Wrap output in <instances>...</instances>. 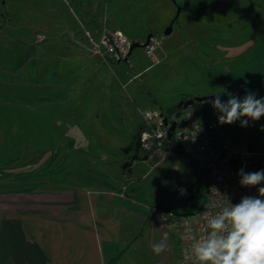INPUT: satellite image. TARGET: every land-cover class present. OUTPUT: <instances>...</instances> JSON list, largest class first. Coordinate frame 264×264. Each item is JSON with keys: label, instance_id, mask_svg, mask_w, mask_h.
I'll list each match as a JSON object with an SVG mask.
<instances>
[{"label": "rangeland", "instance_id": "1", "mask_svg": "<svg viewBox=\"0 0 264 264\" xmlns=\"http://www.w3.org/2000/svg\"><path fill=\"white\" fill-rule=\"evenodd\" d=\"M219 1L177 0L185 9L181 24H215L219 7H212ZM235 2L239 21L247 17L248 6L254 23L238 25L242 31L233 68L238 78L220 84L213 67L198 59L197 51L190 53L194 47L209 51V43L191 42L174 58L162 55L163 45L153 59L137 48L128 63L120 64L86 51L83 27L95 36L106 27L145 42L169 25L163 24L167 15L172 20L177 14L172 0H0V191L56 187L59 192L65 184L106 189L136 206L165 202L170 207L171 197L192 206L194 197L180 196L178 188L191 189L204 177L186 149L193 163L174 151L165 155L166 147L134 168L130 158L138 135L151 131L145 111L165 117L182 100L219 93L225 102L229 94L264 97V0ZM209 101L203 103L204 118L186 110L218 123L219 113ZM262 126L264 116L246 127L240 121L218 123L215 135L219 144L231 140L235 152H259ZM147 153L141 148L142 156ZM154 210L149 223L138 227H144L142 235L133 242L125 236L115 259L120 257L109 264H180L179 240L163 225L162 211ZM165 233L169 248L156 255L151 246Z\"/></svg>", "mask_w": 264, "mask_h": 264}, {"label": "crops", "instance_id": "2", "mask_svg": "<svg viewBox=\"0 0 264 264\" xmlns=\"http://www.w3.org/2000/svg\"><path fill=\"white\" fill-rule=\"evenodd\" d=\"M235 3V0L215 2L212 8L219 7V19L212 25L181 24L179 19L185 11L182 7L171 35L163 37L162 55L174 58L191 42L209 43V51L201 53L194 47L190 53L196 56L197 51L198 59L213 67V76L220 84L237 79L239 72L233 68L237 65L235 54L242 31L239 26L252 25L254 14L246 6L247 17L239 21L236 16L239 7ZM173 19L167 15L163 24L170 25ZM163 31L161 28L154 34L161 35ZM255 59L257 62L258 57ZM256 62L252 68L257 66ZM139 162L144 161L132 162L131 168ZM60 188L59 192L56 187L0 191V264H108L120 252L121 244L127 240L124 237L129 235L132 242L137 240L144 231V227L138 231L139 225L142 222L147 225L152 215H156L149 205L136 206L133 200H124L106 189L97 191L65 184Z\"/></svg>", "mask_w": 264, "mask_h": 264}, {"label": "built area", "instance_id": "3", "mask_svg": "<svg viewBox=\"0 0 264 264\" xmlns=\"http://www.w3.org/2000/svg\"><path fill=\"white\" fill-rule=\"evenodd\" d=\"M163 39L161 36H155L144 48L149 58L155 57ZM83 41L86 51L91 56L104 60L109 58L114 61L127 58L134 42L123 32L109 30L106 27L97 36L90 29L83 27ZM143 115L151 131L140 135L142 149L147 152L161 150L162 142L168 138V129L163 123L164 117L153 111H145ZM217 130V122L195 118L193 112L185 110L179 118L173 137L175 145L183 147L193 155L208 183L206 191L208 201L199 213L180 216L161 212L163 225L167 228L169 225H174L171 229L179 240L180 264H194L188 250L195 238H200L206 233V222L202 218V213L217 214L221 211L226 198L236 204L244 196H259L258 188L264 187V184L242 187L238 175L241 168L245 172L264 170V142L259 152L249 148L235 152L231 146V140H225L222 144L218 143L215 135ZM159 145L160 147L157 148ZM172 152L173 150L169 148L165 155ZM178 191L182 197H192L197 195L199 187L193 186L188 189L182 186L178 188Z\"/></svg>", "mask_w": 264, "mask_h": 264}, {"label": "clouds", "instance_id": "4", "mask_svg": "<svg viewBox=\"0 0 264 264\" xmlns=\"http://www.w3.org/2000/svg\"><path fill=\"white\" fill-rule=\"evenodd\" d=\"M213 96L209 103L219 113L217 120L221 125L240 121L241 127H246L249 121L264 116V97L257 99L253 92H246L243 99L229 94L226 102L221 93ZM238 175L242 187L264 184V170L245 172L241 168ZM258 192L259 196H244L236 204L226 198L217 214L202 213L206 233L195 238L188 250L194 264H264V187H259ZM167 238L165 233L151 246L154 254L169 248Z\"/></svg>", "mask_w": 264, "mask_h": 264}, {"label": "water", "instance_id": "5", "mask_svg": "<svg viewBox=\"0 0 264 264\" xmlns=\"http://www.w3.org/2000/svg\"><path fill=\"white\" fill-rule=\"evenodd\" d=\"M172 2L177 7V14H176L175 18L173 19V21L171 22V24L164 29V31H163V33L161 35H156L154 33H151V34H149L147 36L145 42H143V43L138 42V41L133 42L128 57L125 58L124 60L118 61V64H120L122 62L128 63L130 57L133 54V52L137 48H145L146 46H148L150 41H151V39L154 38L155 36L166 37V36H170L171 35L172 30H173V25H174L175 21L179 18L180 14L184 10L182 7H180L178 5L177 0H172ZM212 99H214L213 95L212 96H208V97H199V98H195V99L182 100L177 106V110L178 111L173 116H171L170 118L169 117H164L163 123H164V126L168 129V140H172L173 139L175 131H176V128H177V125H178L179 118H180V116L184 113V111L187 108H189V107H191V106H193V105H195L197 103H204L205 101L212 100ZM159 147H160V145L157 146V148H159ZM141 148H142V142H141V137L139 135L138 139H137V143L135 145V155L131 158L132 162L137 161L139 159L142 160V161L149 160L152 152H149L145 156H142ZM156 209L159 210V211H166L167 208H166L165 202H160L159 204H157L156 205ZM183 216H186V215H183Z\"/></svg>", "mask_w": 264, "mask_h": 264}, {"label": "trees", "instance_id": "6", "mask_svg": "<svg viewBox=\"0 0 264 264\" xmlns=\"http://www.w3.org/2000/svg\"><path fill=\"white\" fill-rule=\"evenodd\" d=\"M175 22H177V20ZM134 42H136V41H134ZM114 63H118V61H114ZM191 108L194 110L195 114L200 116L201 118H204V116H207V114H208L207 110L203 106V103H197V104H195V105H193V106H191V107H189L187 109H191ZM177 111H176V107H174L172 109H169L167 111V113H166L167 116L165 115V117H169L170 118ZM164 147H166L168 149L169 148L172 149L174 152L179 154L185 160L190 161V158L187 155V153L185 152V150H183V147L175 145L174 139H172V140H168V139L164 140L162 142V144H161V148H164ZM131 158H130V164L132 163L131 162ZM190 162L193 163L192 161H190ZM203 177H204L203 182H200L198 184L199 191H198L197 195L192 196V198L194 197V199H195V203L192 206L189 204L188 200L182 201V200H178L177 198L171 197V199L169 201V204H170L171 208L168 207L167 204L165 203L167 210L163 211V212H167V213L173 214V215H180V216L192 215V214L199 213L204 208V206H205V204L207 203V200H208V196H207V192H206L207 188H208V183H207V181L205 179L204 173H203ZM151 208H152V210L156 209V205H152ZM119 257H120V255L116 259L115 258L112 259L110 261V263H114V261H116Z\"/></svg>", "mask_w": 264, "mask_h": 264}]
</instances>
